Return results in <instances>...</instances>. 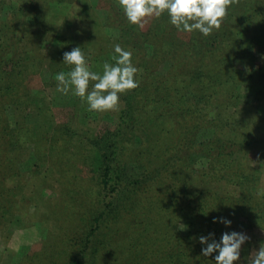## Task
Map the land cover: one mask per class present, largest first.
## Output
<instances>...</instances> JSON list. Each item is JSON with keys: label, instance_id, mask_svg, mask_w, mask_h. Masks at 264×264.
Here are the masks:
<instances>
[{"label": "rangeland", "instance_id": "374dc122", "mask_svg": "<svg viewBox=\"0 0 264 264\" xmlns=\"http://www.w3.org/2000/svg\"><path fill=\"white\" fill-rule=\"evenodd\" d=\"M34 1L43 8L40 9L44 23L38 25L42 27L40 33L34 32L30 40L36 49V52L31 53L32 62L22 63V66L15 68L16 73L20 68L18 74H22L26 79L27 92L23 102L11 105L13 101L20 99V96H16L18 92L14 97H8L11 91L3 90V85H0L2 88L0 96L2 98L6 96L5 102L0 100V103H4L0 104V137L6 135L0 140L2 153L0 159L7 166L11 164L10 171H6V179L0 184L3 202H8V210L0 212V264H142L143 259H146L149 264L150 262L160 264L166 262L157 259L161 253L159 250L163 246L175 243L176 238L186 240L195 237L199 231L202 232V236L214 234L209 237V242L212 239L219 241L224 232L245 233L249 239L241 245L240 259L234 261V264H248L251 254L264 243V219L256 220L253 217L245 219L231 215L233 211L229 209L228 201L221 202L222 211L217 213L215 218L225 217L231 220L229 226L221 222L214 223L213 220L204 223L202 217L199 219L188 211L173 209L167 203V197L157 193L156 170L152 169L154 163L148 164L144 161V165L151 169L150 172L147 171L148 174L143 173L134 161L127 164L121 161L122 167L120 166L118 170L125 174L123 179H127L128 176L131 180L140 176L146 178L147 190L141 185L142 182L135 184L136 187L143 188V193L140 206L134 209L139 210L141 206L145 207L148 214L146 216L136 214L135 224L123 221L113 226L108 224L107 217L104 221L100 218L99 225L95 222L94 218H98L99 213L103 211L107 213L110 204L117 203L115 201L117 197L124 198L120 190L125 183L122 182L116 191L107 193L102 191L104 183L100 175L91 179L89 168L83 165L84 158L89 149L98 151L102 157L111 155L115 134L120 129L119 118L121 115L126 117L129 112L127 100L121 96L128 95L135 88L121 94L120 103L115 110L90 111L87 102L74 95L71 90L67 93L58 91L55 79L58 72L49 73L47 69L41 67V64L43 59H49L47 55L56 45L53 41L58 39L59 44L63 24L65 30L62 32L65 31L66 37L73 38L72 41H68V44L73 46L78 43L86 48L82 51L84 55L88 54L89 69L102 73L105 61L114 63L111 59L113 54L109 55L107 51L110 43L118 36L115 29L106 26V17L110 7L118 9L121 6L119 0ZM232 1L239 3V0ZM21 3V0H0V25L10 26L12 21L17 20L15 14ZM143 21L145 22V18ZM144 22L142 28H144ZM199 34L198 31H193L191 37L196 38ZM178 35L186 42H191L188 32L178 30ZM250 35L248 38L252 39L253 58L237 57L230 66L229 73L233 72L235 75L231 78L234 84L229 92H236L239 96L237 100L240 103L235 106V110L243 113L253 111L256 118L254 125L264 128V101L260 103L255 101V92L263 91L264 39L255 30H251ZM206 57L209 61L218 58L215 54H208ZM2 75L8 82L9 72H2ZM135 78L139 83V69ZM94 83L95 81H90L89 90ZM187 94L191 96L192 92ZM224 98L227 101V96ZM134 99L137 100L138 97L134 96ZM217 109L208 108V112L214 114L218 111ZM233 110L232 105H229L227 111L233 113L235 111ZM145 112H151L149 114L153 118L158 114L154 107H146V109L142 107L139 114L136 112L137 119L133 129L137 135L147 117ZM188 118L189 115L184 114V119ZM155 119L157 120L154 121V128L157 135L160 134L161 140L169 134L171 136L175 130L179 131L181 121L177 116L174 118L162 116ZM239 119L245 121L243 117ZM45 121L49 122L47 127ZM250 125L253 128V123ZM238 126L239 124L235 126L237 130ZM165 129L170 133L164 131ZM80 131L84 132L85 137L91 134L92 140L84 141V147L81 143L79 153L70 158L67 155L68 149L79 145L81 135L75 132ZM143 133L144 131L141 132V136ZM255 134L259 138V131ZM202 135L205 138L212 136L208 131H203ZM131 146L133 145L129 135L121 134L116 147L117 155L121 160L130 159ZM49 147L54 148L59 160L66 161L65 164H70V167L74 166V172L77 171L80 174L83 183L90 185L91 191L82 201L80 197H77L76 202L72 201L70 192L66 188L61 189L63 181L61 175L53 174L54 176L50 177V173H45L48 159L45 148ZM183 149L185 150L186 146ZM189 151L194 149L191 148ZM247 157L250 162L249 171L253 175L261 174L256 176L257 186L264 189V143H256ZM190 158L193 160V170L201 169L208 164L207 159H195L196 155ZM55 179L59 181V184ZM112 183L113 181H108L106 185ZM96 185L101 190L102 197ZM80 205L83 206L81 213L74 218H77V221L64 213L67 206L73 207L75 213L79 211ZM83 213H85L84 216ZM197 242L199 237L193 244ZM197 254L203 255L200 250ZM214 254L218 253L214 252ZM207 258L210 261L211 256ZM205 264H208V261ZM210 264H216L214 259Z\"/></svg>", "mask_w": 264, "mask_h": 264}, {"label": "trees", "instance_id": "16d2710c", "mask_svg": "<svg viewBox=\"0 0 264 264\" xmlns=\"http://www.w3.org/2000/svg\"><path fill=\"white\" fill-rule=\"evenodd\" d=\"M21 2L15 14L17 20L11 19L10 26L0 25V85H3V90L11 91L8 97H14L16 92H18L16 96H20V99L13 101L11 105L23 102L27 92L26 79L22 74H18L20 68L18 73L15 72V68L22 66V63L32 62L31 53L36 52V49L30 40L34 32L40 33L42 27L38 25L44 23L41 12L43 8L39 4L34 0H21ZM122 10L113 7L108 10L105 24L115 29L118 36L110 43L107 54H113V46L117 43L130 50L133 63L138 65L140 79L135 90L126 96H121L127 100L129 112L126 117L121 115L119 118L120 129L115 134L111 155L102 157L98 151L89 149L84 162L81 161L86 168H89L90 173H88L92 180L100 175L104 183L102 191L106 193L116 191L122 182L125 183L120 190L124 198L117 197L115 200L119 205L110 204L109 211L99 213L98 218H94L95 222L99 225L100 218L104 221L107 217L109 225L117 226L123 221L135 224L136 214L142 216L148 214L145 207L134 209L140 206L143 193V188L136 187L135 184L142 182L141 185L147 190L146 178L140 176L131 180L128 176L127 179H123L125 174L118 171L119 167H122V162L127 164L133 161L143 173L147 174L151 169L144 165V161L148 164L154 163L152 169L156 170L157 193L167 197V203L173 209L188 211L199 219L202 217L204 223L212 221L217 213L222 211V201L230 202L229 209L233 211L231 215L245 219L252 217L256 220L264 219V189L257 186V177L261 174L253 175L249 171L250 162L247 157L256 143H264L262 141L264 128L254 125L256 118L253 111L243 113L235 110V106L240 103L239 96L236 92H229L234 84L231 78L235 75L233 72L229 73L230 66L237 57L253 58L252 39L248 38L251 30L259 32L260 37L264 39V0H239V3L232 1L220 27L213 29L208 36L199 34L196 38H192V32H188L190 43L179 37L178 29L169 22L167 12L158 18L145 17L142 28L129 23ZM61 28L59 44L58 39L53 41L56 45L48 53L47 59H49H43L41 64V67L47 69L49 73L70 71L72 65L63 62L64 52L71 51L77 46L86 50L78 43L70 46L68 41H72L73 38L66 37L65 31L62 32L65 30L63 24ZM41 34L45 35V33ZM212 52L214 53L211 54ZM208 54H215L218 58L209 61L206 57ZM85 57H88L87 53ZM1 71L9 72L8 82ZM262 87V92L261 90L255 92V101L259 103L264 101V84ZM186 91L192 92L191 96ZM134 96L138 99H134ZM226 96L227 101L224 98ZM0 100L5 102L6 96L3 98L0 96ZM229 105L234 108L233 113L227 111ZM142 107L145 109L154 107L158 113L155 118L177 116L181 121L179 131L175 130L171 136L169 134L161 140L160 134L157 135L154 128V121L157 119L150 116L151 112H145L147 117L143 127L138 130V135L135 134L133 128L137 119L136 112L139 114ZM208 108L222 109H217V112L211 114ZM184 114L189 115V118L184 119ZM240 117L245 121L239 119ZM45 124L47 127L49 122L45 121ZM50 124L52 125V122ZM236 124H239L238 130L235 128ZM142 131L144 133L141 136ZM164 131L170 133L166 129ZM203 131L210 132L212 136L203 137ZM258 131L259 138L255 134ZM75 134L81 135V139L78 146L68 149L67 155L70 158L79 153L81 143L84 147V141L92 140L91 134L85 137L83 131ZM121 134L122 136L128 134L133 145L130 148L128 161L121 160L117 155L116 147ZM5 137L6 135H2L0 140ZM135 144L136 148H134ZM184 146H186L185 150ZM191 148L194 151L190 152ZM45 152L48 154L45 173H50V177L54 176L53 174L61 175L63 179L61 189L66 188L70 192L72 201L76 202L77 197L82 201L91 191L90 185L82 182L80 174L74 172V166L70 167V164H65L66 161L59 160L53 147L45 148ZM195 155V159H207L208 164L201 169L193 170V160L190 157ZM0 157H2L1 152ZM10 167L11 164L7 166L0 159V184L6 179V171H10ZM55 181L59 184L57 179ZM108 181L113 183L106 185ZM96 186L98 188V185ZM228 188L229 192H227ZM98 190L102 197L101 190L99 188ZM79 207V211L74 213L73 207L67 206L64 213L74 219L81 213L83 206ZM7 210L8 202H3L0 192V212ZM75 220L77 221V218ZM198 233L197 236L186 240L176 238L175 243L163 246L159 250L161 253L157 259L166 262L160 264H205L207 261L208 264L213 263L214 253L210 255V261L207 256L197 254L206 246L200 242L193 244L195 239L202 236L201 231ZM130 247L132 249V246ZM142 264L149 262L143 259Z\"/></svg>", "mask_w": 264, "mask_h": 264}, {"label": "clouds", "instance_id": "9594fccd", "mask_svg": "<svg viewBox=\"0 0 264 264\" xmlns=\"http://www.w3.org/2000/svg\"><path fill=\"white\" fill-rule=\"evenodd\" d=\"M232 0H119V4L129 23L143 27L145 17H160L164 12L169 16V22L178 30L185 32L198 31L208 36L213 29H218L226 15ZM114 63L105 61L102 73L91 71L81 47L64 52L63 62L72 65L70 71L56 73L57 90L67 93L69 90L82 100H85L90 111L115 110L120 103V96L127 90L138 87L135 78L138 68L133 63L132 52L113 46L111 57ZM90 81H95L89 90ZM199 166V165H197ZM213 222L231 225V220L225 217L214 218ZM200 236L201 251L204 256L214 252L216 264H234L240 259L241 245L249 237L243 232H224L219 241ZM248 264H264V243L253 252Z\"/></svg>", "mask_w": 264, "mask_h": 264}]
</instances>
